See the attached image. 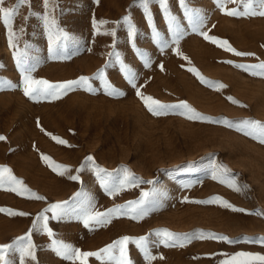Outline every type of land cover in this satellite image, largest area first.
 I'll list each match as a JSON object with an SVG mask.
<instances>
[{"label": "rangeland", "instance_id": "obj_1", "mask_svg": "<svg viewBox=\"0 0 264 264\" xmlns=\"http://www.w3.org/2000/svg\"><path fill=\"white\" fill-rule=\"evenodd\" d=\"M16 3L5 0L3 7ZM168 9L182 31L178 43H173L159 0H149L155 30L168 45L162 48L139 0H55L48 9L50 19L56 20L54 33L59 36L63 30L68 37L59 36L63 55L55 57L49 52L44 0H28L14 17L15 48L9 46L8 29L0 18V83L16 86L0 87V136L6 138L0 140V167L11 169L29 190L18 195L7 186L0 188V209L26 214L0 212V246L14 244L31 232L36 260L26 258L25 264H73L53 250V239L83 252H101L124 237H145L156 257L151 264H221L239 252L264 255V244L245 242L264 237V215L254 214L264 213V144L235 127L246 120L264 124V77L235 67L264 62V17L225 15L214 0H184L183 5L168 0ZM186 13L199 14L203 23L197 31ZM125 17L136 29L131 39ZM101 21L105 23L100 25ZM201 32L253 55L236 56L205 40ZM17 50L27 52L34 65L33 79L59 84L87 77L93 91L77 89L60 99H29L14 58ZM121 63L135 73L136 88L125 78ZM190 68L224 87L201 83ZM104 79L123 95H107ZM137 89L165 105L185 102L208 119L189 120L177 111L154 116L136 95ZM225 120L234 126L228 127ZM89 156L94 163H86ZM50 164L69 171L61 175L63 168L54 171ZM96 168L104 170L101 176L107 173L121 180L128 170L138 183L109 195ZM221 179L235 181L241 190ZM144 193L148 214L142 218L133 219L128 211L111 216L107 224L91 223L86 228L76 213L52 219V213L45 212L64 202L69 209L90 206L104 213L123 206L126 210ZM220 201L245 211H232ZM42 213L49 218L52 238L32 229ZM163 230L187 242L181 247L169 241L166 246L164 237L157 235ZM200 233L204 239L196 238ZM127 252L130 264H149L134 243L129 242ZM6 259L20 264L18 251H9ZM87 264L116 262L93 256Z\"/></svg>", "mask_w": 264, "mask_h": 264}, {"label": "snow or ice", "instance_id": "obj_2", "mask_svg": "<svg viewBox=\"0 0 264 264\" xmlns=\"http://www.w3.org/2000/svg\"><path fill=\"white\" fill-rule=\"evenodd\" d=\"M5 0H0V18H2L4 26L8 29L9 33V46L15 48L14 44V36L15 33L12 30V24L14 17L18 14L19 9L28 3V0H17L16 5L12 8L3 7ZM98 2V0H97ZM140 5L143 7L144 15L147 19V22L150 27L153 29L154 38L157 39V43H162L159 39V33L156 32L155 26L153 24L152 14L149 11V0H139ZM181 4H184V0H180ZM217 7L223 12L225 15L232 17H254L261 16L264 17V0H214ZM55 0H44V7L46 10V14L43 17L45 28L49 33V52L55 57L59 55H63V45L59 44V36H62L64 40H67V34L63 32V30L59 31V36L54 33V29L56 28V20L54 18L50 19L51 13L48 11L50 4L54 5ZM228 4H235L237 7L232 8L231 10L227 9ZM159 5L164 13V18L167 22L169 31L173 32L174 38L173 43L179 42V37L182 35V31L180 25L176 22V18L169 12L168 9V0H159ZM54 10V9H53ZM189 22L192 24L193 30H198V25H202V20L198 13L196 14H188ZM125 22L129 26L128 35L129 38H133L136 35V29L131 23L130 17H125ZM103 21L100 22V25H103ZM93 27L97 28L98 25L94 21ZM205 40L210 41L213 44L223 47L226 51L232 52L236 56H248L253 55L251 53H243L237 52L234 48H232L227 41H221L216 39L215 37L208 36L207 33H200ZM111 35L115 36V32H112ZM167 43H162V48L167 47ZM27 47V46H26ZM14 58L16 59L17 67L20 69L22 78H23V93L26 97L31 100H40V99H60L62 96L67 95L69 91H74L77 89H83L85 91H93L91 84L89 83V79L87 77H80L78 80L69 81L65 83L59 84H51L46 80H36L31 76V72L34 71V65L29 63V57L27 52H20L17 50L14 52ZM186 59V58H185ZM230 63V62H229ZM237 68H241L246 72H249L252 76L264 77V62H260L254 65H235ZM121 71L125 74V78L132 85L133 88H136L135 84V73L123 63H121ZM190 72L194 73L200 80L201 83L208 85L209 87H218L223 88V85H214L209 81L204 80L200 77V74L196 71L195 68H190ZM103 77V73L100 74ZM7 86L8 88H14L15 85L9 82L0 83V87ZM103 86L105 89V93L109 96H122L123 93L114 88L106 79L103 80ZM136 95L143 101L147 110L152 113L154 116L166 115L170 111H177L180 115L186 116L189 120H200L204 121L208 118L201 116L194 109H192L185 102H180L176 105H165L161 102L153 99L150 96H144L139 89L136 90ZM231 100V97H229ZM233 103H238L235 100H232ZM244 107V105H240ZM224 123L228 127H233L234 125L228 122L227 120ZM236 130L239 132H243L246 136H251L253 139L258 140L261 144H264V124L259 123L258 121H243L240 125L235 126ZM6 138L0 136V140H5ZM53 139L57 140L60 144H65L66 142L60 140L56 137ZM45 161H48V157H43ZM86 163H94L93 158L91 156L86 158ZM50 167L56 171L59 168H63V171H60L59 174L63 175L64 171H69L64 166L50 164ZM98 178L101 181L102 186L105 188V191L109 195H115L119 193L122 189L128 186H135L138 182L132 178V174L128 170L125 171V176L123 180L119 179V177H110V174L105 173L104 176H101V173H104L103 169L96 168L95 169ZM224 171H227L226 169ZM70 179L78 180V176H71ZM213 179H217L216 175H213ZM221 183H226L229 187L233 188V190L239 192L241 189L236 186L235 181H227L221 179ZM151 183V181H149ZM7 186V190L14 191L18 195H23L27 193L29 190L23 186V182L18 180L13 174L11 169L7 167H0V188H5ZM29 195H33L30 194ZM80 194L77 193V196ZM148 193H144L141 200L137 202H131L126 210H123V206L113 208L108 210L107 212H94L91 207H83L77 209L75 207L69 209L65 205L67 202L63 204L57 203L51 205L49 208L45 209V212L52 213V219H59L63 215H68L70 212L76 213L80 218H82L84 226L87 228L91 223L95 224H107L110 222V217L118 214H127L128 211L133 213L132 218H142L148 214V210L144 207V199ZM35 199H42V197L35 196ZM215 202V201H209ZM201 203V202H197ZM223 207L229 208L232 211L244 212V209L234 208L231 204H228L226 201H220ZM0 212H6L8 215H20L24 216L25 213H14L10 210L0 209ZM257 216H262L264 213L255 212ZM48 216L43 213L38 215L36 219L33 221L32 229L36 231H42L49 238L53 237V231L48 227ZM157 235H162L164 237L163 242L166 246H168V242L172 241L173 244L179 243V246L183 247L185 242H187V238H181L175 236V234L168 232L167 230H163L162 232H158ZM199 239H204V234L200 233L198 237ZM211 239H216L223 241L225 243L231 244L234 241L229 240L227 237H216L211 236ZM129 242L134 243L140 250L144 253L145 259L151 264V261L156 257L152 256L148 250L147 239L145 237H141L139 239H132L130 237H124L121 240L116 241L114 244L108 246L107 248L101 250V252H83L80 249L74 248L69 244H65L63 242H59L57 240H52V248L53 250L60 255L61 257L72 261L75 264V261H79V264H87L89 257H96L97 259H101L104 261H115L116 264H130L128 259L127 245ZM245 242H258L264 244V237L259 238L258 240ZM9 251H18L20 254V264H25V259H31L33 261L36 260L35 256V246L31 241V232L24 236L18 238L14 244L0 246V264H9V261L6 259V255ZM118 251L119 255L117 256L115 253ZM221 264H264V255L252 254L248 252H239L235 255H232L223 261Z\"/></svg>", "mask_w": 264, "mask_h": 264}]
</instances>
